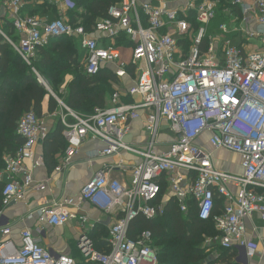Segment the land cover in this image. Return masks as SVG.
I'll use <instances>...</instances> for the list:
<instances>
[{"label": "built area", "instance_id": "1", "mask_svg": "<svg viewBox=\"0 0 264 264\" xmlns=\"http://www.w3.org/2000/svg\"><path fill=\"white\" fill-rule=\"evenodd\" d=\"M48 1L65 11L74 6L72 0ZM217 4L218 0H120L87 31L68 18L48 21L23 15L22 0H0V37L27 64L49 38L74 37L84 53L86 74L95 75L113 64L117 78L131 79L124 93L114 91L110 105L91 114L76 113L56 99L62 111L51 115L58 117L67 141L61 164H71L87 139L105 143L100 157L122 152L138 157L136 162L116 164L127 172L128 180L113 177L115 166L109 165L83 184L79 201L52 200L26 215L36 214L49 228L75 220L80 258L52 253L29 228L21 230L16 245L11 225L1 223L2 209L22 202L31 188H46L34 181L26 161L42 165L35 149L47 130L33 110L25 112L16 128L23 143L3 157L0 171V264H157L151 233L131 237L129 230L138 216L163 215L170 198L182 215L192 212L199 220L212 219L219 234L206 242L218 241L222 249L235 250L236 262L258 253L253 219L256 216L264 229V0H232L223 9L224 21L211 28ZM191 20L197 23L195 28ZM6 24L17 39L5 30ZM122 43L131 48L129 64L119 61ZM141 116L146 142L127 144L129 125ZM204 135L212 150L198 143ZM213 150L237 154L241 172L215 168ZM217 197L222 206L213 213ZM81 201L115 217L100 249L91 237V219L72 211L80 210ZM248 224L253 239L245 238ZM40 229L45 233L44 227Z\"/></svg>", "mask_w": 264, "mask_h": 264}, {"label": "trees", "instance_id": "2", "mask_svg": "<svg viewBox=\"0 0 264 264\" xmlns=\"http://www.w3.org/2000/svg\"><path fill=\"white\" fill-rule=\"evenodd\" d=\"M37 1H42L37 3ZM120 0H72L75 8L67 10L68 20L72 24L78 21L87 30L100 19L104 18L110 5ZM232 0H218V14L211 24L217 27L224 16L221 10L231 5ZM21 11L23 15L45 16L48 21L59 18L57 7L48 0H24ZM82 9V14L79 9ZM236 11V9H235ZM193 27L197 26L191 20ZM215 23V24H214ZM217 25V26H215ZM5 30L17 39L11 25L6 24ZM15 34V35H14ZM236 43L237 38H232ZM190 39L185 44L188 46ZM0 171L4 167L3 156L14 154L22 145L23 140L17 134V122L27 111L33 110L40 118L42 116V102L48 97V112L54 113L61 109L58 101L39 82L34 68L40 77L54 87L57 82L64 81L67 74L71 80L65 88V93L59 97L61 102L79 114H91L94 108H104L106 97L112 94L113 82L117 81L114 71L101 68L95 75L84 72L81 60L84 53L74 39L67 36L49 38L47 44L37 49L31 64H27L15 50L0 37ZM63 126L60 121L53 130H50L43 142V158L45 164L52 167L56 163L55 155L64 152L67 141L62 135ZM3 183L0 182V208L1 191ZM222 206L220 198L215 199L214 212L217 213ZM94 230V229H93ZM142 231H149L156 247L157 264H238L234 260L236 253L220 248L212 256L209 247L201 246L206 237L212 238L219 232L212 219L199 220L194 213L186 216L179 212L177 204L170 198L165 205L164 213L153 219L143 216L136 217L129 230V236L135 237ZM94 232V231H93ZM91 233V237L92 234ZM95 234V233H94ZM106 237L107 230L101 232ZM97 248H101L103 239L92 237ZM207 251V253H206Z\"/></svg>", "mask_w": 264, "mask_h": 264}, {"label": "crops", "instance_id": "3", "mask_svg": "<svg viewBox=\"0 0 264 264\" xmlns=\"http://www.w3.org/2000/svg\"><path fill=\"white\" fill-rule=\"evenodd\" d=\"M22 1L24 5L25 2L24 0ZM40 2L42 1H37V3ZM40 18L46 17L40 16ZM241 37L242 36H238V38ZM122 46L128 45L124 43L123 45L119 46V49ZM104 69H110L111 71H114V65L107 64L106 66H104ZM71 78L72 77L70 74L65 76L64 85L60 88L62 94L65 93L66 85L71 80ZM130 80V78L128 79L126 77L117 78V81L113 82L112 84L114 91H120L121 93H124L126 88L130 85ZM112 94H109L106 97V104L104 107H108L110 105ZM125 98L126 97L123 96V99ZM59 111L61 112L62 110L60 109L58 110V112ZM40 120L46 128L47 133L50 130H53L57 125V122L59 121L58 117H54L51 115V113L48 112V97H45L42 102V116L40 117ZM143 120L144 118L143 116H141L140 119L132 121L129 125L127 135L125 136V142L127 144L138 146L145 144L146 136L144 133ZM207 139L208 137L204 135L202 138H200L198 143L212 150V148L208 144ZM42 142H39L35 149V156L36 158L42 160V165L35 167L30 161H26V165L32 169L34 181L43 183L46 188L44 190H35L34 188H31L27 191L26 197L22 202H18L3 208L1 214V223H7L11 225L10 237L16 245L20 244L21 230L29 228L33 231L34 234L39 235L43 246L49 249L52 253H67L71 254L75 258H80L75 247V242L77 241L80 230L75 220L70 221L65 226L59 228H49L38 222L36 214L32 218H27L26 215L32 211H35L40 205L44 204L45 202H50L52 200H62L65 197H73L75 200L79 201L80 189L83 184L87 182L95 174V172L109 165L115 166H113L114 168L110 172L113 177L118 178L122 181L128 180L129 177L127 172L117 168L116 164L119 162V160H121L123 163H128L130 161L136 162L138 160V157L125 152H122L121 154H117L110 158L100 157L97 154L105 146V143L98 139H87L79 147L77 154L73 156L71 164L66 167H64V164H61L65 155L64 151L63 153L59 152L55 155L56 163L52 167H49L45 164L43 158ZM223 156L227 158L229 162L226 163V160L222 159ZM231 162L235 164L237 168H239L238 173H240V158L237 154L226 150H213V163L215 168L238 174L236 172H232L231 168H229L230 164H232ZM79 204L81 206L80 210L78 212H76L75 210L72 211L76 214H79V212L86 213L94 225V230L91 231V233L94 231L92 237L96 238V240L99 241L101 239H104L105 237L101 236V232L104 229L107 230L108 226L113 223L115 217L113 215L97 211L95 208L91 207L84 201H81ZM253 225H255V227L257 228L256 236L259 237V239L254 240L257 246L258 253L253 258L243 259L242 263L237 262L238 264H264V229L262 227V223L256 216L253 219ZM42 227L46 229L45 233L41 231L40 228ZM253 237L254 232L252 229V224H248L245 232V238L253 239ZM260 237L263 239V242H261ZM211 248H217L219 250L221 247L218 241H216L213 242ZM216 253L217 251L211 252L210 254L214 256Z\"/></svg>", "mask_w": 264, "mask_h": 264}, {"label": "rangeland", "instance_id": "4", "mask_svg": "<svg viewBox=\"0 0 264 264\" xmlns=\"http://www.w3.org/2000/svg\"><path fill=\"white\" fill-rule=\"evenodd\" d=\"M214 1H216V0H214ZM219 3V2H218ZM218 4H217V9H218ZM73 8H75V5L73 6ZM72 8V9H73ZM57 9V11H58V14H59V17H63V18H68V16H69V13L67 12V10L65 11V10H61V8H56ZM72 9H68V10H72ZM79 9V13L80 14H82V9H80V8H78ZM217 14H218V11L216 10V16H217ZM221 14L223 15V9L221 10ZM215 24V23H214ZM215 26H217V25H215ZM213 28H215V27H213ZM68 38V37H67ZM69 38H72V39H74V41L76 42V44H78V42H77V40L74 38V37H69ZM119 51H120V62H125L126 64H129L130 63V61H131V48L129 47V46H122V47H120V49H119ZM81 63H82V66H83V64H84V59H82L81 60ZM68 75V74H67ZM42 78V84L45 86V88H46V90L55 98V99H59V100H61L59 97H61L62 96V92H61V90H60V88H61V86H63L64 85V82L65 81H63L62 80V78H61V81L60 82H57L55 85H54V87L53 86H51L48 82H47V79L46 78H43V77H41ZM40 82V81H39ZM84 115V114H83ZM162 138H165V133H163V137ZM223 160H226V163L227 162H229L228 161V159L227 158H225L224 156H223V158H222ZM220 162H222V161H220ZM232 163V162H231ZM229 168H231V171L232 172H236V173H238L239 172V168H237L236 166H235V164H230V166H229ZM103 235V234H102ZM105 235V234H104ZM103 235V237H105ZM209 237H206L205 239H208ZM212 244H213V242H206V240H204L203 241V243L201 244V246H205V247H207V246H212ZM75 246H76V242H75ZM156 248V247H155ZM215 251H218V249L217 248H215V249H213V248H211V247H209V252L211 253V252H215ZM206 253H207V251H206ZM78 258V257H77Z\"/></svg>", "mask_w": 264, "mask_h": 264}, {"label": "water", "instance_id": "5", "mask_svg": "<svg viewBox=\"0 0 264 264\" xmlns=\"http://www.w3.org/2000/svg\"><path fill=\"white\" fill-rule=\"evenodd\" d=\"M2 14H3V12H2Z\"/></svg>", "mask_w": 264, "mask_h": 264}]
</instances>
